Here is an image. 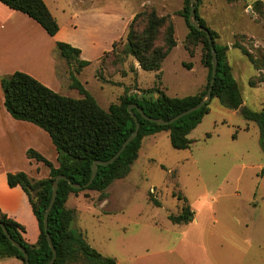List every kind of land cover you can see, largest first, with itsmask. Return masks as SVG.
<instances>
[{
  "label": "rangeland",
  "instance_id": "374dc122",
  "mask_svg": "<svg viewBox=\"0 0 264 264\" xmlns=\"http://www.w3.org/2000/svg\"><path fill=\"white\" fill-rule=\"evenodd\" d=\"M256 1L200 0L198 8L200 16L217 32L218 44L229 48L228 61L244 106L261 111L264 82H258L264 68L257 69L235 48L236 44L243 45L259 64L264 61V8L260 15L255 13ZM48 5L63 29L67 41L62 42L84 49L94 60L82 78L104 109L119 103L126 89L131 94L152 96L146 91L157 86L159 73L142 70L133 58L105 65L102 72L108 83L97 79L102 58L114 44L122 50L134 17L148 6L155 7L161 16L171 15L178 42L163 64L160 89L170 97L184 98L205 88L208 69L202 62L203 47H197L194 55L186 47L189 30L180 15L185 0H48ZM57 54L61 56L58 49ZM101 55L97 63L96 57ZM133 66L138 68L137 76ZM68 81L57 69L49 88L72 98L82 97L69 88L70 78ZM252 81L257 83L255 87ZM189 137L194 142L191 148L176 150L169 132L148 136L130 174L116 180L105 195L91 190L72 194L67 206L75 211L73 229L118 264H167L158 252L183 241L198 243L200 255L195 250L192 259L179 258L177 264H264V151L259 126L247 121L240 110L225 108L214 99L211 113ZM48 175L35 172L34 177L42 180ZM179 196L186 197L195 212V220L189 225H175L169 220L170 215L181 212ZM0 264L23 263L2 259Z\"/></svg>",
  "mask_w": 264,
  "mask_h": 264
},
{
  "label": "trees",
  "instance_id": "16d2710c",
  "mask_svg": "<svg viewBox=\"0 0 264 264\" xmlns=\"http://www.w3.org/2000/svg\"><path fill=\"white\" fill-rule=\"evenodd\" d=\"M227 1L235 3L241 0ZM0 3L29 16L51 37H55L60 31L59 22L51 13L46 0H0ZM263 8V1L255 2V13L260 15ZM190 12L191 0H185V6L180 15L185 19L189 30L186 47L194 55L197 47L202 46V62L208 69L207 84L198 94L184 98L170 97L158 86L162 78L163 64L178 42L171 15L161 16L157 9L151 6L146 7L134 17L122 50H117V44H114L113 50L102 58L97 79L108 83L102 72L105 65L110 62L112 65H117L119 62L123 63L133 58L142 70L159 73L157 86L146 91L152 96L131 94L130 89H126L119 103L112 104L108 110L104 109L77 77V74L91 63L81 60V49L65 42H57V49L71 68L76 65L69 75L70 87L77 90L82 98L75 99L57 93L24 72H16L2 78L5 108L15 120L35 124L49 134L58 153V166L35 150H30L28 157L46 165L50 170L49 176L42 180H35L24 172L8 174L9 186L21 187L27 194L39 223L40 236L36 244L28 243L24 237L26 228L0 209V259L16 258L26 264L23 253L6 236L1 226L4 224L11 237L29 254L30 264H49L53 259L54 253L48 243L47 233L50 234L57 250L55 264H118L115 259L104 257L94 249L82 232L73 229L75 211L67 206L70 196L85 190L105 195L106 190L116 180L124 179L130 174L133 164L139 158L143 139L148 136L169 132L174 149H190L194 142L189 136L211 113V103L214 99H218L225 108L240 110L247 121L259 126L261 146L264 151V108L261 111H253L244 106L240 85L228 61L229 48L218 44L217 32L212 30L206 20L200 16L197 6L198 21L201 26L210 31L214 40L213 47L218 55L212 101L199 111L186 115L171 125H160L148 121L137 109H134L141 125L139 135L128 145L116 162L108 166L99 165L96 179L87 187L92 178L94 163L111 160L135 132L137 123L129 111L130 106H138L153 119L168 121L197 106L205 98L211 86L214 56L207 34L190 24ZM160 41L162 44L159 43ZM235 48L240 49L253 65L262 71L264 61L259 64L260 60L243 45L236 44ZM110 58L112 59L108 61ZM133 72L137 76L138 68L133 66ZM262 82H264V76L258 83ZM256 85L255 81L251 82L252 87ZM61 175L82 188L72 187L69 181L60 182L58 197L49 215V229L46 231L45 215L52 200L53 184ZM179 200L183 202L181 212L170 215L169 220L175 225H189L195 220V212L186 197L179 196ZM154 203L157 207H161L159 201L155 200Z\"/></svg>",
  "mask_w": 264,
  "mask_h": 264
},
{
  "label": "crops",
  "instance_id": "0c3cea01",
  "mask_svg": "<svg viewBox=\"0 0 264 264\" xmlns=\"http://www.w3.org/2000/svg\"><path fill=\"white\" fill-rule=\"evenodd\" d=\"M46 3L49 7L48 0ZM49 9L57 19L50 7ZM62 33L63 29L60 26L59 33L51 37L39 23L29 16L0 3V209L26 228L24 237L30 244H36L39 240V223L24 190L21 187L11 188L9 186L8 174L26 172L32 179H35V172H40L43 177L47 176L50 174L49 168L46 166L48 169H43L39 162L29 159L28 152L35 150L50 162H56L55 166H58V153L46 131L35 124L17 121L10 115L5 108V92L1 80L16 72H24L51 88L49 82L55 77L58 69L63 73L65 81L69 82L71 68L62 56H57L59 54L56 49L57 42L67 41ZM91 46L93 49L94 41ZM81 51V60L91 64L77 74L80 81L84 80L82 77L88 71L87 69L94 65V60L86 55V51L84 49ZM101 57L102 55L96 57L97 63ZM57 59L60 64H57ZM58 66L60 67L57 68ZM83 84L89 83L84 80ZM180 249L184 251L179 252ZM200 249L198 243L183 241L163 247L157 255L162 256L167 264H177L179 258L192 259L195 250L200 255ZM189 264L195 263L189 262Z\"/></svg>",
  "mask_w": 264,
  "mask_h": 264
},
{
  "label": "water",
  "instance_id": "95a60500",
  "mask_svg": "<svg viewBox=\"0 0 264 264\" xmlns=\"http://www.w3.org/2000/svg\"><path fill=\"white\" fill-rule=\"evenodd\" d=\"M198 4H199V0H191L190 24L192 26H194L197 30L205 32L207 34L209 41L212 45V51H213V56H214V58H213V75H212L211 86H210L209 91L207 92L205 98L197 106L181 113L180 115H178L175 118L168 120V121L162 120V119H153L151 117H148L144 113V111L142 109H140L138 106H136V105L130 106L129 111L137 123V128H136L135 132L127 139V141L123 145L122 149L111 160H109V161H98V162L94 163L92 178H91L89 184L87 185V187H89L94 182V180L96 179L97 172H98V166L99 165L108 166V165H111L114 162H116L119 159V157L122 155V153L126 150L128 145L131 142H133L137 138V136L139 135L141 125H140V122H139L135 112H134V109H137L142 114V116L148 121H151V122H154V123L160 124V125H171V124L175 123L176 121L180 120L181 118H183L184 116L189 115L193 112L199 111L200 109H202L204 106H206L207 104H209L212 101V99H213V87H214V84L216 82V76H217L218 55H217L215 48L213 47L214 40H213V37H212L210 31L207 28L201 26L199 21H198V17H197V6H198ZM62 180L69 181L71 186L74 188H77V189L82 188L80 185H75L74 183H72L67 177H65L63 175L58 176L56 178V180L53 184L52 200H51V203H50L49 208L47 209V212L45 215V230L46 231H48V229H49V215H50V213H51V211H52V209L56 203V200L58 197L60 182ZM1 226H2L6 236L11 241V243L23 253V255L25 257L26 264H30L29 254L27 253V251L23 248V246L21 244H19L17 241H15L11 237V235L9 234V232H8V230L4 224H1ZM47 239H48V243H49V245L52 248V251L54 253V257L49 264H55V261L57 259V250L53 244L52 238H51L49 233H47Z\"/></svg>",
  "mask_w": 264,
  "mask_h": 264
}]
</instances>
